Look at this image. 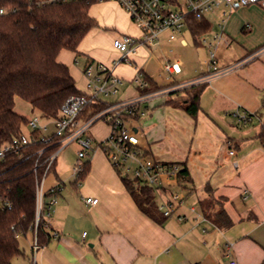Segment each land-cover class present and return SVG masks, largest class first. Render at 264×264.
Wrapping results in <instances>:
<instances>
[{
	"label": "crops",
	"instance_id": "1",
	"mask_svg": "<svg viewBox=\"0 0 264 264\" xmlns=\"http://www.w3.org/2000/svg\"><path fill=\"white\" fill-rule=\"evenodd\" d=\"M220 9L222 12L214 18L220 22L212 27L216 30L219 26L229 45L218 55L221 72L205 81L198 117L194 119L183 109L166 105V98L160 95L145 103L147 114L132 124L141 147L151 157L180 163L188 169L192 189L184 188L178 180L170 181L159 192L163 200L175 193V187H182L190 192L195 205L184 207V198L177 206L176 211L183 206L179 213L175 211L163 223L153 221L139 209L99 147L104 138L96 140L91 135L98 146L89 158V173L69 188L56 175V184L44 190L60 187L47 227L50 240L34 249V234L21 237L25 255L17 257L14 264H264V54L231 68L264 47V8L248 5ZM89 14L98 27L81 42L78 55L67 50L58 55L81 92H87L84 70L90 62L108 66L130 84L138 70L162 87L208 77V71L180 81L176 75L182 72L172 78L162 74L164 61L171 60L162 45L163 36L154 51L141 47L130 55L132 64L113 66L120 58L114 40L124 35L139 37L140 31L115 2L94 4ZM182 33L177 36L180 45ZM168 38L167 33L165 41L171 42ZM232 47L234 53L227 56ZM153 53L161 55L155 73L148 70ZM81 79L85 80L83 88L78 84ZM129 88L122 93L120 90L118 101L139 96L138 90ZM237 110L256 116L249 124H242L233 115ZM229 151H234V156ZM207 187L232 220L231 227L217 228L204 216L200 202L209 197ZM88 197L99 202L87 205Z\"/></svg>",
	"mask_w": 264,
	"mask_h": 264
},
{
	"label": "trees",
	"instance_id": "2",
	"mask_svg": "<svg viewBox=\"0 0 264 264\" xmlns=\"http://www.w3.org/2000/svg\"><path fill=\"white\" fill-rule=\"evenodd\" d=\"M7 1L10 0H1L0 5ZM94 4L97 2L83 0L35 7L23 0L18 4L17 13L0 15V148L26 134L25 127L29 128L31 117L27 118L15 110L17 99L29 103L33 112L40 117L52 120L58 117L61 106L70 97L83 94L77 88L68 66L58 61V55L63 50L78 55L81 42L98 27L97 20L89 14ZM187 26L195 44L199 46L202 44L200 36L210 31L212 23L208 18L197 20L190 16ZM139 71L144 83L142 87L136 86L140 95L173 87L159 86L150 76ZM205 86L206 82H202L172 89L163 94L165 104L181 108L196 119L201 110L200 96ZM108 105L110 102L92 103L84 109L80 119L88 121ZM261 136H264V126ZM99 147L104 151L103 142ZM60 148L58 139L47 143L37 141L23 148L19 154L10 152L0 157V264H14L17 257L25 255L19 239L28 233L35 235L39 247L50 240L45 219L39 221L36 229V192L38 183L45 177L48 159ZM141 155L151 157L144 149ZM56 163L57 159L51 171L55 170ZM82 164L84 169L79 180L89 173L91 161H82ZM171 164L181 166L178 181L184 188L192 189L188 169L180 163ZM113 167L139 209L153 221L163 223L168 217L159 210L157 189L124 176L121 169ZM207 191L209 197L200 202L204 216L217 228L231 227L232 220L222 205L215 201L209 187ZM53 194L48 191L46 197Z\"/></svg>",
	"mask_w": 264,
	"mask_h": 264
},
{
	"label": "built area",
	"instance_id": "3",
	"mask_svg": "<svg viewBox=\"0 0 264 264\" xmlns=\"http://www.w3.org/2000/svg\"><path fill=\"white\" fill-rule=\"evenodd\" d=\"M1 1V0H0ZM23 0H10L4 5H0V15L7 16L19 11L18 4ZM32 6L41 7L47 4L83 1V0H27ZM85 1V0H84ZM97 3L115 2L129 15L130 21L140 31L139 37L124 35L114 40L113 47L120 54V58L113 62V66L120 64H132L130 55L136 53L141 47L154 51L164 33L169 34V41L177 40L178 34L187 26V19L194 16L197 20L206 18L208 14L214 13L222 7H228L230 10L238 9L242 6L260 5L264 8V0H87ZM224 15H226L224 13ZM203 42L209 47L208 77H202L186 85L173 86L172 88L157 91L154 93L140 95L136 98L110 102L106 109L88 121H82L80 116L84 109L92 103L103 101L110 97H116L124 80L113 73L111 68L101 63H91L85 67L84 75L87 79V92L82 95L70 97L60 108L57 118L47 120L50 123L40 121L39 115L32 117L29 121V133L22 134L12 141L3 144L0 148V157L7 153H20L23 148L37 141L51 142L58 139L61 148L48 159V165L45 177L37 185L36 192V229L39 221L45 219L46 228L50 225L52 207L56 204V195L60 187L50 190L54 193L47 198L43 189V182L51 172L53 165L58 158L59 153L68 145L76 142L79 146L77 151L78 162L74 166V176L79 181V176L83 172L82 160L89 157L93 149V137L90 134L92 127L98 121H104L110 129L108 137L103 141L107 158L113 166L124 170L122 175L138 180L152 188L161 190L169 184L170 181L178 180L181 166L157 161L151 157L142 156L140 138L130 123L134 117H143L147 114V108L143 106L149 103L156 96L163 95L172 89L190 84H198L208 81L209 78L221 72L219 51L227 48L229 40L223 31L216 33L212 41ZM182 45L187 42L182 40ZM264 54V47L253 52L248 59L236 63L231 68L239 67L250 60ZM183 63L177 59L172 62L166 59L162 65V74L169 78L182 72ZM134 82L141 87L144 85L140 71ZM233 115L242 124H249L253 117L247 111L237 110ZM54 125V130L50 132V124ZM42 153H40L41 156ZM234 151H229L230 156H234ZM235 166L237 164L235 163ZM99 202L97 198L88 197L85 199L87 205L94 206ZM184 202V198L178 194L171 193L170 198L165 200L160 206V211L165 217L172 216L177 206ZM2 204L0 203V208ZM10 207V206H8ZM184 220L183 216L178 217ZM57 235V234H55ZM86 235V233H84ZM40 248L35 238L34 249ZM231 264H237L232 261Z\"/></svg>",
	"mask_w": 264,
	"mask_h": 264
},
{
	"label": "rangeland",
	"instance_id": "4",
	"mask_svg": "<svg viewBox=\"0 0 264 264\" xmlns=\"http://www.w3.org/2000/svg\"><path fill=\"white\" fill-rule=\"evenodd\" d=\"M221 9L216 10L214 13L212 14H208L206 18H208V20L212 23V24H218L220 21H218L216 23V21L214 20V18H216L215 16H218L220 14ZM215 21V22H214ZM221 29L219 28V26L217 25L216 30L213 29V27L210 29V31L203 33L199 40L202 41V44H200L199 46H197L195 44L194 41V37L189 29L188 26H186L183 29V33H182V39H184L187 42V46H182L180 45L179 40H175V41H165V37L167 35V33H164L162 36L163 43L162 45L167 49V55L171 58V61L174 62L175 60L179 59L182 61L183 63V67H182V73L179 75H176V78L178 81L182 80L184 77L186 78H193L195 76H198L199 74L206 72L209 70L208 68V60H209V47L203 42V39H207L208 42L212 41L213 36L217 33L220 32ZM179 39V38H178ZM221 53V51L219 52ZM234 53V48H230L229 51L227 52V56L229 54ZM160 53H153L151 55V59L150 60V65L151 67L148 69L151 73H155L156 69V62H157V57L161 56L159 55ZM225 56V55H224ZM78 84L80 85V87H84L85 85V80L81 79L78 80ZM129 86V89H132V91H137V84L133 83H125L124 82V86H122V88L120 89L122 93L123 90L126 89V87ZM119 97V95H118ZM118 97H110L107 99H104L107 102H116L118 101ZM15 110L20 113L21 115L27 117V118H32L34 116H36L37 114H35L30 106L29 103H27L26 101L22 100V99H17L16 100V104H15ZM40 121L43 123H50L48 122L46 119L44 118H40ZM131 124L135 125V122L132 121L130 122ZM49 131L52 132L54 130V125L51 123L49 126ZM94 129V131H92ZM25 131L28 134L29 128L28 126L25 127ZM91 135L96 138V140H99L100 138H104V140L108 137L109 133H110V129L109 126L104 122V121H98L94 127L91 129L90 131ZM103 140V141H104ZM93 149L95 150L97 148L96 143L93 142ZM79 150V146L76 142L68 145L66 148H64L58 155V160H57V167H56V171L52 170L48 176L44 179L43 182V189L45 191L49 190L52 186H54L56 184V175H60V178L62 180L65 181L66 183V188L71 187L72 183L76 180L75 176H74V166L77 163V151ZM93 155V152L91 153V155L87 158L85 157L82 161L83 162H87V160H89V158ZM122 172L125 173L124 170H122ZM132 176V174H130V177ZM174 192L175 194L180 195L181 197L185 198V203L183 204V206L185 207H189L191 208V206L195 205V203L191 200L192 195L190 194V192L182 187H175L174 188ZM156 202L158 203V205H161L164 200L162 198V196L160 195L159 191H156ZM182 206V207H183ZM180 207L176 213L181 210ZM198 208V207H197ZM21 243L24 244V241L21 240ZM23 261L21 259L18 260Z\"/></svg>",
	"mask_w": 264,
	"mask_h": 264
}]
</instances>
